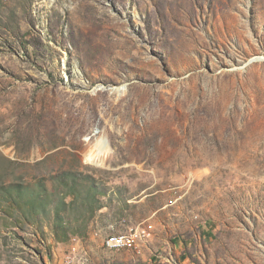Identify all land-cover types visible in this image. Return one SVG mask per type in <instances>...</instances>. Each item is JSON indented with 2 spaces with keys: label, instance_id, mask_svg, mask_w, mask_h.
Returning <instances> with one entry per match:
<instances>
[{
  "label": "rangeland",
  "instance_id": "rangeland-1",
  "mask_svg": "<svg viewBox=\"0 0 264 264\" xmlns=\"http://www.w3.org/2000/svg\"><path fill=\"white\" fill-rule=\"evenodd\" d=\"M0 264H264V0H0Z\"/></svg>",
  "mask_w": 264,
  "mask_h": 264
},
{
  "label": "bare ground",
  "instance_id": "bare-ground-1",
  "mask_svg": "<svg viewBox=\"0 0 264 264\" xmlns=\"http://www.w3.org/2000/svg\"><path fill=\"white\" fill-rule=\"evenodd\" d=\"M147 231L146 229L143 230H132V232H130L129 234H125V235H120V236H112L111 238L106 239V241L104 242V247L106 248V250L108 251H112V252H120V251H124V250H132L135 248L139 247V242L141 241L142 237H143V232ZM151 235V233H148L147 236L149 237ZM133 236V241L135 244H128L126 248L124 249H114L111 248V243H113V240L119 239V240H128L129 237ZM147 238V237H146ZM145 238V240H146Z\"/></svg>",
  "mask_w": 264,
  "mask_h": 264
},
{
  "label": "built area",
  "instance_id": "built-area-1",
  "mask_svg": "<svg viewBox=\"0 0 264 264\" xmlns=\"http://www.w3.org/2000/svg\"><path fill=\"white\" fill-rule=\"evenodd\" d=\"M148 233L150 232H147V231L143 232V236L146 237ZM128 244H135L133 241V236L129 237L128 240H119L115 238L113 240V243H111V248L124 249L127 247Z\"/></svg>",
  "mask_w": 264,
  "mask_h": 264
},
{
  "label": "water",
  "instance_id": "water-1",
  "mask_svg": "<svg viewBox=\"0 0 264 264\" xmlns=\"http://www.w3.org/2000/svg\"><path fill=\"white\" fill-rule=\"evenodd\" d=\"M126 89V87L124 88V90Z\"/></svg>",
  "mask_w": 264,
  "mask_h": 264
}]
</instances>
